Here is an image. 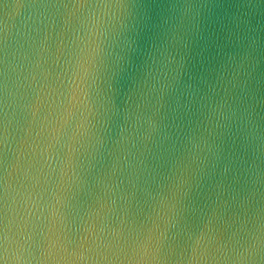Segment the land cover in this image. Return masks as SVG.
<instances>
[{
	"label": "water",
	"instance_id": "95a60500",
	"mask_svg": "<svg viewBox=\"0 0 264 264\" xmlns=\"http://www.w3.org/2000/svg\"><path fill=\"white\" fill-rule=\"evenodd\" d=\"M0 264H264V0H0Z\"/></svg>",
	"mask_w": 264,
	"mask_h": 264
}]
</instances>
